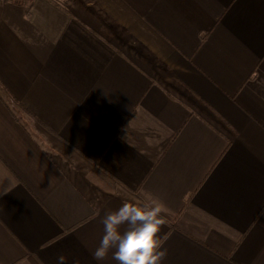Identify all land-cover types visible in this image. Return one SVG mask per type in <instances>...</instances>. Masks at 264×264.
<instances>
[{
	"label": "crops",
	"instance_id": "1",
	"mask_svg": "<svg viewBox=\"0 0 264 264\" xmlns=\"http://www.w3.org/2000/svg\"><path fill=\"white\" fill-rule=\"evenodd\" d=\"M4 188L0 264H119L133 200L162 264H264V0H0Z\"/></svg>",
	"mask_w": 264,
	"mask_h": 264
},
{
	"label": "clouds",
	"instance_id": "2",
	"mask_svg": "<svg viewBox=\"0 0 264 264\" xmlns=\"http://www.w3.org/2000/svg\"><path fill=\"white\" fill-rule=\"evenodd\" d=\"M4 188L0 196L7 195ZM162 206L153 202L125 201L116 211L108 212L102 220L104 235L93 252V258L102 261L114 250L113 259L119 264H162L167 255L158 238L165 224ZM127 225L124 231L121 227ZM57 264H66V257L59 256ZM74 264H79L74 261Z\"/></svg>",
	"mask_w": 264,
	"mask_h": 264
},
{
	"label": "rangeland",
	"instance_id": "3",
	"mask_svg": "<svg viewBox=\"0 0 264 264\" xmlns=\"http://www.w3.org/2000/svg\"><path fill=\"white\" fill-rule=\"evenodd\" d=\"M163 75H165L164 78L167 80V82H170L173 87L176 85H179L178 83H176L174 77L171 76V74L169 72H164Z\"/></svg>",
	"mask_w": 264,
	"mask_h": 264
},
{
	"label": "trees",
	"instance_id": "4",
	"mask_svg": "<svg viewBox=\"0 0 264 264\" xmlns=\"http://www.w3.org/2000/svg\"><path fill=\"white\" fill-rule=\"evenodd\" d=\"M5 1H9V2H11V3L14 4V5H18V6H20V5H22L26 0H5Z\"/></svg>",
	"mask_w": 264,
	"mask_h": 264
}]
</instances>
